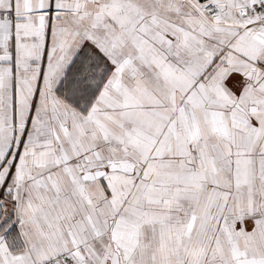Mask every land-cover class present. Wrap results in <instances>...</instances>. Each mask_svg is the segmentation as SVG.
I'll return each instance as SVG.
<instances>
[{"label": "snow or ice", "instance_id": "1", "mask_svg": "<svg viewBox=\"0 0 264 264\" xmlns=\"http://www.w3.org/2000/svg\"><path fill=\"white\" fill-rule=\"evenodd\" d=\"M0 264H264V0H0Z\"/></svg>", "mask_w": 264, "mask_h": 264}]
</instances>
